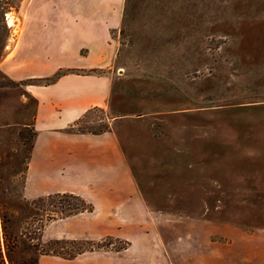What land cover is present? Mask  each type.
<instances>
[{"label": "rangeland", "instance_id": "rangeland-1", "mask_svg": "<svg viewBox=\"0 0 264 264\" xmlns=\"http://www.w3.org/2000/svg\"><path fill=\"white\" fill-rule=\"evenodd\" d=\"M23 1L0 0L2 241L10 236L13 264L120 252L132 241L49 238L57 207L23 197L37 104L32 82L3 70ZM111 37L116 111L95 110L75 129L118 132L139 185L124 201L153 216V264H264V0H127ZM135 250L122 260L145 263ZM2 255L11 264L4 244Z\"/></svg>", "mask_w": 264, "mask_h": 264}, {"label": "crops", "instance_id": "crops-1", "mask_svg": "<svg viewBox=\"0 0 264 264\" xmlns=\"http://www.w3.org/2000/svg\"><path fill=\"white\" fill-rule=\"evenodd\" d=\"M126 7L127 0L23 1L22 34L3 63L12 79L32 82L27 91L37 104L23 197L33 201L74 194L93 205L90 213L51 223L45 230L49 238L117 236L132 241L120 252L95 250L63 262L41 256L39 264H136L122 260L132 249L148 257L143 264H153V216L141 203L131 207L124 201L126 192L137 191L139 185L118 132L114 127L100 134L71 130L94 109L114 116L116 44L111 33L122 27ZM61 69L76 72L51 85L34 82Z\"/></svg>", "mask_w": 264, "mask_h": 264}, {"label": "trees", "instance_id": "trees-1", "mask_svg": "<svg viewBox=\"0 0 264 264\" xmlns=\"http://www.w3.org/2000/svg\"><path fill=\"white\" fill-rule=\"evenodd\" d=\"M74 72H76V71L75 70H65V71L60 70L56 74H54L51 78H48L45 85H51V84L55 83L60 77L67 75L69 73H74ZM95 72H96L95 70H91L89 73H95ZM42 80H44V79H42ZM34 82L39 83V82H41V80H35ZM95 110H100V109H94V110L87 112L74 125V127L72 128V131L75 133H92V134H100V133L107 131L108 129H103V130L97 131V132H90V131H85V130H81V129H75L76 126L82 125L85 122V120L90 117L91 113ZM100 111H102V110H100ZM36 200H39L40 202H44V201H48V200L51 201V203L55 204V206L57 207V209L61 215V218H68V217L76 216V215H79L82 213H90L93 211V205L92 204L88 203L82 197L74 195V194H54V195H49V196L42 197V198H39ZM74 242H77V241L74 240ZM2 244H4V246H5L9 262L11 264H13V261L11 259V253H12L11 246H10L11 245V238L7 234H5L3 241H2V237L0 235V264H6V261L4 260L3 255H2ZM92 250H93V248L77 249V250L73 251L72 253H67V252L64 253V252H60L58 250H55L52 252V255L64 256L65 258L73 259L77 255H80V254H83L85 252L92 251ZM43 255H49V252L41 254V256H43ZM32 263L33 264H39V258Z\"/></svg>", "mask_w": 264, "mask_h": 264}]
</instances>
